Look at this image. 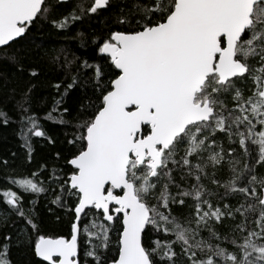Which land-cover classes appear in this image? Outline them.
<instances>
[{
    "label": "snow or ice",
    "instance_id": "6c2138e0",
    "mask_svg": "<svg viewBox=\"0 0 264 264\" xmlns=\"http://www.w3.org/2000/svg\"><path fill=\"white\" fill-rule=\"evenodd\" d=\"M69 2L0 0V60L23 71L38 25L67 31L113 7L76 0L54 18ZM115 24L106 37L77 32L98 56L63 91L53 84L43 117L31 89L16 102L29 162L31 138L50 139L42 119L71 129V155L67 171L42 165L8 178L20 191L0 193L3 219L25 224L15 246L31 241L30 229L39 264H264V0H132ZM81 84L90 94L70 109L66 97ZM49 194L70 214L67 236L39 234L32 197ZM13 246L5 234L0 264H14Z\"/></svg>",
    "mask_w": 264,
    "mask_h": 264
},
{
    "label": "trees",
    "instance_id": "16d2710c",
    "mask_svg": "<svg viewBox=\"0 0 264 264\" xmlns=\"http://www.w3.org/2000/svg\"><path fill=\"white\" fill-rule=\"evenodd\" d=\"M76 0L70 1L65 7L59 8L54 13V18H59L62 14H67ZM90 3L91 0H85ZM132 0H113V7L107 11H102L99 15L86 17L83 21L77 22L67 31H60L54 28L50 23L38 25L32 31L31 39L39 47L26 43L23 48L24 70L21 71L15 64L0 60V111L6 112L11 118L9 123L0 121V193L5 188L20 191L14 185L10 184L8 178L27 177L31 172L38 171L42 165H47L49 171L55 167L57 170L70 169L67 164V158L71 155V146L67 140L71 138V129L48 119H42L41 123L47 133L48 138L32 137L30 144L32 147L31 161L28 160V150L23 147V140L19 135L20 126L18 121V112L16 102L22 94L31 89V98L33 110L38 112L41 117L51 107L52 98L57 95L53 84L61 83L63 85L70 82L71 76L76 74L77 66L83 60L95 62L92 58L98 56V52H93L94 45L88 48H82L79 44V38L76 37L78 31H83L89 37H106L109 30L117 29L115 19L121 8H127ZM59 60L53 58L58 56ZM71 61V66L64 67V57ZM35 70L38 75H30L31 70ZM87 79L83 72L80 73V80ZM90 94V86L81 84L71 90L66 97L65 106L75 110L79 102ZM225 142V147H227ZM59 154V156L57 155ZM7 161V165L3 163ZM259 171L264 172V169ZM46 176L47 173H44ZM219 178L226 179V173H221ZM223 192V188L218 189ZM51 195L45 198L43 195L36 197L33 195L32 201L35 204L33 216L40 224L39 234L44 235H65L70 230V214L65 208L58 207L51 203ZM215 202V201H214ZM235 203V200H232ZM189 209H183L187 213ZM174 212L179 213L180 209L175 208ZM4 208L0 205V241L5 234H11L14 246L12 248V260L14 264H39V258L35 256L33 244L37 238V233L28 229L31 241L28 236H22V243L15 246L17 234L25 229L23 221L12 216L8 221L3 219ZM59 217V219H57ZM232 221H225L224 226H217L221 233L228 232L232 227ZM179 252V247H177ZM83 259V253H81Z\"/></svg>",
    "mask_w": 264,
    "mask_h": 264
},
{
    "label": "water",
    "instance_id": "95a60500",
    "mask_svg": "<svg viewBox=\"0 0 264 264\" xmlns=\"http://www.w3.org/2000/svg\"><path fill=\"white\" fill-rule=\"evenodd\" d=\"M70 1H73V0H70Z\"/></svg>",
    "mask_w": 264,
    "mask_h": 264
}]
</instances>
